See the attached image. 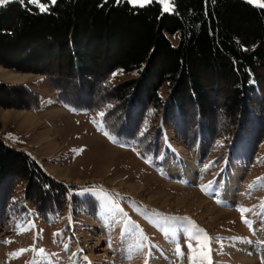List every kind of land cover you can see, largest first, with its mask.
Here are the masks:
<instances>
[{
    "label": "rangeland",
    "instance_id": "374dc122",
    "mask_svg": "<svg viewBox=\"0 0 264 264\" xmlns=\"http://www.w3.org/2000/svg\"><path fill=\"white\" fill-rule=\"evenodd\" d=\"M156 1L164 10L162 0ZM11 3L39 9L29 0H10L0 4V10ZM40 3L48 9L53 5L50 0ZM12 15L15 21V12ZM11 26L10 21L5 25L8 31ZM169 38L177 44L179 34ZM140 75L137 69H117L109 84L93 83L95 97L108 92V86L114 95L120 94L116 87ZM0 82L27 86L40 99L38 106L37 98L16 104L18 96L13 93L4 97L10 105H0V140L28 154L41 173L51 178L55 192L66 187L69 193L61 210L41 211L35 201L41 194L40 175L28 189L21 162L16 163L18 168L11 173L20 177L14 182L11 208L0 220V264H91L92 258H100L99 264H192L189 243L195 247L196 241H190L188 232L195 236L198 229L213 238L212 264H262L264 131L251 151L260 127L255 121L248 118V128L241 132L233 129L189 142L164 122L162 111L151 108L131 139L107 126L104 116L113 104L96 110L76 107L38 71L0 63ZM229 91L228 85L207 89L219 106L207 114L213 129L226 128L231 121L221 110ZM158 93L167 99L171 87L164 83ZM247 103L264 116L261 99L249 95ZM185 109L189 119L190 105ZM237 134L240 140L235 144ZM198 160L199 167L193 171ZM30 193L37 197H29ZM240 206L252 209L244 214L250 225L241 218Z\"/></svg>",
    "mask_w": 264,
    "mask_h": 264
},
{
    "label": "trees",
    "instance_id": "16d2710c",
    "mask_svg": "<svg viewBox=\"0 0 264 264\" xmlns=\"http://www.w3.org/2000/svg\"><path fill=\"white\" fill-rule=\"evenodd\" d=\"M9 21L10 32L5 27ZM176 33L179 41L173 44L169 34ZM0 63L46 75L64 100L76 107L96 110L113 104L104 116L107 126L131 139L151 108L162 111L164 122L189 142L233 129L241 132L250 118L260 126L250 146L254 151L264 131V116L247 103L253 95L261 99L264 110V7L249 0H174L171 12L156 0L143 7L128 0H57L46 12L11 3L0 10ZM117 69H137L141 75L116 87L120 94L114 95L108 86V92L96 98L93 83L109 84ZM164 83L171 87L167 99L158 93ZM222 85L230 91L220 109L231 121L226 128L213 129L207 114L219 106L207 89L216 91ZM12 93L18 96L16 104L27 98H37L40 104L39 95L27 86L0 82V105L9 106L5 98ZM19 161L28 189L41 177L39 198L32 193L29 197H37L45 213L61 210L69 196L66 187L55 192L51 178L28 154L0 140V220L12 205L20 173L11 170H17ZM5 176L7 184L2 186Z\"/></svg>",
    "mask_w": 264,
    "mask_h": 264
},
{
    "label": "snow or ice",
    "instance_id": "6c2138e0",
    "mask_svg": "<svg viewBox=\"0 0 264 264\" xmlns=\"http://www.w3.org/2000/svg\"><path fill=\"white\" fill-rule=\"evenodd\" d=\"M10 2V0H0V4H5ZM30 3L37 4L39 6V9L41 12L48 11V7L46 4H41L40 0H29ZM57 0H50L51 4H55ZM132 4L139 5L140 7L145 6L148 3H151L152 0H130ZM162 2L165 4V11H171L174 5V0H162ZM249 2L256 3L257 0H249ZM259 6L264 7V4H260ZM115 75V74H114ZM100 116H103V113L99 114ZM105 135H109L108 132H105ZM109 139H113V142H115L114 138L109 135ZM252 187V185H250ZM86 191L95 192L94 189H88ZM105 195H107L105 193ZM261 207H264V205H261ZM239 211L241 212V218L244 220L246 224L250 225V221L246 218L244 215L247 212H251L252 209L245 208L244 206H240ZM173 219L177 220H187L189 218L184 217H176ZM194 223V222H193ZM198 234L193 236L191 232H188V235L190 237V241L194 239L196 241V246L192 247L191 242L189 243V247L191 248V260L192 264H212L211 261V248H210V242L213 239L212 237H209L208 234L202 230L198 229ZM27 251V249L21 250V254ZM43 252V249L40 250ZM85 259H87L85 257ZM145 264H147V261H145ZM262 264H264V257H262Z\"/></svg>",
    "mask_w": 264,
    "mask_h": 264
},
{
    "label": "bare ground",
    "instance_id": "6f19581e",
    "mask_svg": "<svg viewBox=\"0 0 264 264\" xmlns=\"http://www.w3.org/2000/svg\"><path fill=\"white\" fill-rule=\"evenodd\" d=\"M8 115H9V114H8ZM8 115H7V116H8ZM50 145H51V146H57V143H56V142H51ZM198 167H199V160H198V162H197L195 165H193L192 170H193V171H196ZM57 174H58V173H57ZM62 176H66V175H65V174L63 175V174H62ZM180 176H182V174H180L179 177H180ZM102 250H105V249H102ZM90 262H91V264H92V263L99 264V263L102 262V260H101L100 258H92V259L90 260Z\"/></svg>",
    "mask_w": 264,
    "mask_h": 264
},
{
    "label": "crops",
    "instance_id": "0c3cea01",
    "mask_svg": "<svg viewBox=\"0 0 264 264\" xmlns=\"http://www.w3.org/2000/svg\"><path fill=\"white\" fill-rule=\"evenodd\" d=\"M171 11H173V10H171ZM171 11H170V12H171ZM176 34H179V33H176ZM178 41H179V40H178Z\"/></svg>",
    "mask_w": 264,
    "mask_h": 264
}]
</instances>
